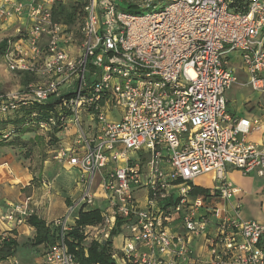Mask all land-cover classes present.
<instances>
[{"label":"built area","instance_id":"1","mask_svg":"<svg viewBox=\"0 0 264 264\" xmlns=\"http://www.w3.org/2000/svg\"><path fill=\"white\" fill-rule=\"evenodd\" d=\"M59 2L0 0V22L28 21L3 55L7 70L37 78L0 96V116L53 103L45 120L33 114L35 127L71 134L51 156L79 173L80 197L50 223L58 242L40 264H79L66 234L82 209L102 213L86 240L104 243L120 231L116 264H199L192 248L199 236L209 264H264V225L242 218L240 190L228 178L232 169L264 177V143L248 140L260 122L233 115L226 99L239 82L233 53L247 85L264 97V0H81L76 35L53 20ZM207 175L217 187L193 195L195 180ZM33 214L26 200L2 221L21 225Z\"/></svg>","mask_w":264,"mask_h":264},{"label":"crops","instance_id":"2","mask_svg":"<svg viewBox=\"0 0 264 264\" xmlns=\"http://www.w3.org/2000/svg\"><path fill=\"white\" fill-rule=\"evenodd\" d=\"M6 22H0V36L4 35V32L10 27L17 32L19 26L23 29L28 25L26 18H14ZM1 59H3V56ZM237 59L240 62L239 57ZM232 68L238 77V81L240 77L245 78V84L247 85V76L242 70L241 62ZM14 74L23 77H33L34 80H31V83H29L27 87L36 83L35 76L22 73ZM21 91L22 90L18 92ZM229 91L226 93V99L228 101L230 112L239 118H248L260 122V129L253 131L249 135L248 140L251 143L262 145L264 143V97L257 93L255 99L246 100L241 110L238 111L231 109V102L228 98ZM59 138L63 141L67 140L63 144L72 140L70 133H61L59 134ZM10 140L11 138L8 139L7 142ZM21 142L22 144L19 143L15 147L23 149L22 147H24V143L29 142V144H34L36 141L21 140ZM4 153L5 148H0V174L2 173L4 175H0V186L2 191L0 195V235L5 233L10 234L18 243L17 252L14 258L19 261V264H40L44 260L45 250L42 246L35 247L33 245L35 231L27 224V220L23 224L17 225L13 222H4L2 221V218L12 210L14 205L24 203L26 200H29L31 204H34L35 207H31L34 215L44 220L47 224L64 217L67 213L68 207L72 204L69 202L75 201L80 194V188L78 182H76L79 173L77 169L63 167L52 159H46L43 162V187L36 190L32 184L34 181V175L30 170L34 159L24 158L15 163L14 160H10L9 157L2 158V154ZM6 159L9 161L6 162ZM8 172L13 174L11 180L6 178ZM201 178H209V184L207 186H202L195 182L194 185L196 187L204 189L207 192H210L217 187L212 176L207 175ZM228 178L230 183L240 190V195L236 200L242 203V218L248 221H256L264 225V177H258L255 174L245 177L239 171L232 169L229 172ZM7 184L10 185L9 189ZM5 185H7V189H3ZM146 197V189H140L136 192V198L142 207H146L147 205ZM117 236H120L121 238V245L118 246L115 244L116 236L112 238V245L114 251L120 252L123 248V236L121 234ZM88 241L91 242V240ZM192 248L199 264H209L211 255L205 237H194L192 240ZM11 260L12 259H8L0 264H12Z\"/></svg>","mask_w":264,"mask_h":264},{"label":"trees","instance_id":"3","mask_svg":"<svg viewBox=\"0 0 264 264\" xmlns=\"http://www.w3.org/2000/svg\"><path fill=\"white\" fill-rule=\"evenodd\" d=\"M80 4L81 5L78 6L74 12H72L68 7L62 4V2L57 3L53 9V20L57 23L67 25L69 27H75L74 25L76 19H79L80 22H82L84 16V5L82 3ZM125 11L128 10L126 9ZM18 38L19 37H12L0 43V57H2L6 53L9 46V42H15ZM27 85L28 84H26L25 87H27ZM53 107V103H49L45 106H21L17 111L11 113L8 116H13L10 119H8V117L2 118L0 116V147L7 146L6 143L10 136L19 139L18 142L22 144V134L28 131H35L38 129L35 127L37 123V118H32L33 114L39 113L40 118L38 120H45L48 115V112H50ZM61 133V130L57 128L52 129L48 133L53 136V138L50 139L51 141H53L54 138L58 139V142H55L53 147L60 143L59 134ZM5 135H7L6 138ZM28 144L29 142L24 143V147L22 148L24 150L26 149L27 151H25L30 154V150L32 149H30ZM26 158L30 159V157ZM205 193H207L206 190L198 187H195L193 191V195H202ZM26 220L27 224L35 231V237L33 240V245L35 247L42 246L46 252L50 247L57 244L58 230L52 228L50 226V223L47 224L44 220L34 214L28 217ZM101 223L102 213L99 209H82L78 213L77 219L75 220V223L72 226V230L66 234V243L69 248V251L77 258L79 264H116V262L112 258V239H109L104 243L96 241L91 242L90 245H87L85 243L86 235L84 234V230L88 227H94ZM117 231L113 233V237L116 236ZM9 236L11 235L9 234ZM17 248L18 243L12 236L8 239L2 240V235H0V263L7 261L8 259L14 258L17 252Z\"/></svg>","mask_w":264,"mask_h":264},{"label":"rangeland","instance_id":"4","mask_svg":"<svg viewBox=\"0 0 264 264\" xmlns=\"http://www.w3.org/2000/svg\"><path fill=\"white\" fill-rule=\"evenodd\" d=\"M81 0H63L62 4H64L66 7H68L72 12L76 10L78 6L81 4ZM77 17V16H76ZM7 23V22H6ZM80 24V20L76 19L75 22V27H70L71 31L74 32V35L77 34V27ZM20 27V26H19ZM19 27L17 29H19ZM21 28V27H20ZM7 36V37H6ZM16 36V31L12 27L8 28L5 32L4 35L0 36V41L2 42L3 40L10 38V37H15ZM0 42V43H1ZM76 53V51H75ZM237 53H233L231 56L230 60V66L234 67L238 64H240ZM241 78V77H240ZM239 78L240 82L238 84H235L229 91L228 93V98L230 99L231 102V109L233 110H238L240 111L242 106L244 105V102L248 99H255L257 92H255L251 86L246 85V79L245 78ZM30 79V80H29ZM34 80L33 77H23L14 73H11L7 70L6 64L1 59L0 57V96H6V95H13L19 93L18 91L22 90L24 91L26 89V84L31 83L30 81ZM35 82H37V79L35 78ZM25 84V85H24ZM24 89V90H23ZM264 103V100H263ZM13 116L8 117V119L12 118ZM20 135V134H18ZM9 136V135H8ZM11 140L6 143L7 146L5 147H0V148H5V153L2 154V158H10V160H14L15 163L18 161H21L22 159L26 157H30V159H34V162H32L30 170L33 172L34 175V181H33V186L36 190L39 188L43 187V180H42V173H43V162L46 159H52L51 156V151L53 149V145L55 142H58V139L54 138L53 141L50 139L53 138L51 134L43 133L38 130H33V131H28L22 135L21 140L23 141H36L35 144H29L31 153L28 154L25 150L23 149H18L17 146L19 144V139L16 137L10 136ZM9 138V139H10ZM7 140V139H6ZM5 140V141H6ZM67 140H60V143H64ZM66 144V143H65ZM28 149V148H27ZM17 150V151H16ZM23 151V152H22ZM27 153V154H26ZM6 162L9 160L6 159ZM12 168V166H11ZM13 173V172H12ZM5 174V173H4ZM1 176H4L2 173L0 174ZM6 178H13V174L8 172L6 174ZM79 177L76 179V182H78ZM198 184L202 186H207L209 184V178H198L195 180ZM8 189L10 187L9 184ZM7 185L3 187V189H7ZM93 193L96 195L95 201L98 206L101 204V186H100V180L99 178L94 179V184L92 187ZM1 186H0V195H1ZM80 197L79 196L76 198L78 200ZM75 200V201H76ZM74 201H70L69 203H73ZM30 207H35L34 204H31L30 202ZM6 222V221H4ZM120 234V231H117L116 234V239H115V244L120 246L121 245V238L120 236H117ZM113 237V236H112ZM87 245H90L91 242L88 240L85 241ZM114 251V250H113Z\"/></svg>","mask_w":264,"mask_h":264}]
</instances>
